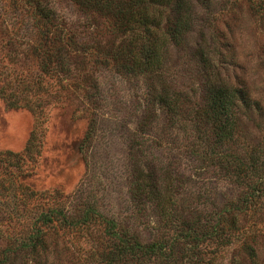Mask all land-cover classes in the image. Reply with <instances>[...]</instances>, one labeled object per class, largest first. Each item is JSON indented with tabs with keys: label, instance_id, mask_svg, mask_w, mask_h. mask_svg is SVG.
I'll list each match as a JSON object with an SVG mask.
<instances>
[{
	"label": "rangeland",
	"instance_id": "obj_1",
	"mask_svg": "<svg viewBox=\"0 0 264 264\" xmlns=\"http://www.w3.org/2000/svg\"><path fill=\"white\" fill-rule=\"evenodd\" d=\"M43 1L56 13L52 29L64 33L58 47L68 49L70 36L80 48L69 54L63 68L53 65L65 71L53 67L59 78L50 77L39 111L20 97L21 106L9 108L0 97V153L19 156L23 170L16 182L27 188L26 197L17 193L12 206H0V261L26 237L32 220L56 203L75 213L93 204L120 229L151 239L160 212L155 203L138 200L133 190L135 173L144 169L160 168L184 184L177 189L180 207L175 214L186 220L195 216L192 204L197 194L192 192L200 187L217 203L242 195L244 186L219 175L220 170L216 174L209 163L197 161L203 147L196 137L194 146L190 119L208 101L209 76L220 74L252 99V117L245 114L242 121L249 141L264 139L260 110L264 112V0L190 1L192 28L187 43L178 48L171 39L164 60L162 77L182 100L175 118L147 99L150 88L162 89L161 78L156 83L150 76L122 73L130 60L117 62L115 55L131 37L114 30L112 17L88 15L73 0ZM34 14L28 0H0V91L19 73L31 77L42 72V62L35 56L41 38ZM202 48L211 53L206 63ZM34 138L37 146L32 150ZM243 143L236 144L233 153L244 155ZM262 213L263 221L256 222L264 230ZM254 222L245 219L242 225ZM51 232L39 257L13 252L5 264H98L90 256L101 248L89 241L91 237ZM91 232L108 238L106 225L97 224ZM259 234L256 263L238 244L209 254L208 264H264V231Z\"/></svg>",
	"mask_w": 264,
	"mask_h": 264
},
{
	"label": "trees",
	"instance_id": "obj_2",
	"mask_svg": "<svg viewBox=\"0 0 264 264\" xmlns=\"http://www.w3.org/2000/svg\"><path fill=\"white\" fill-rule=\"evenodd\" d=\"M73 1L81 5V9L88 15L104 14L112 17L114 30L131 37L125 49L118 56L115 55L117 62H127L126 57L130 60L129 66H122V73L150 76L156 83L161 78L162 89L159 90L158 85L150 88V98L147 99L157 109L174 115L173 118L178 116L182 105L181 95L176 94L162 76L169 41L173 39L171 42L178 48H184L187 43L186 36L192 28L191 0ZM28 2L36 11L33 15L34 24L39 26L37 30L41 42L35 56L42 62V72L31 77L19 73L21 77L16 76L14 82L8 80L4 83L0 97L9 108H19L21 105L17 98L20 97L19 100L27 106L31 104L33 111H39L44 106V96L48 94L46 91L50 77L53 75L58 79L59 73L56 71H65L53 65L56 63L57 67L63 68L71 53L75 49L79 50L80 45L69 36V48H59L57 44L63 43L64 33L57 28L52 29L56 27V13L43 0ZM165 13L167 21L164 23ZM123 55L125 57L122 58ZM201 55L207 56L206 63L211 53L202 48ZM53 67L56 71H53ZM209 80L208 101L190 119L195 128L192 129L195 134L194 146L196 137L198 145L203 147L200 151L201 159L197 161L209 163L216 174L220 170L219 175L244 186L238 199L217 203L211 194L203 193L202 187L198 188L197 193L188 190V194H197L193 196V202L197 205L192 204L196 210L194 218L186 220L175 214L180 207L175 198H178L177 189H182L184 184L181 185L179 179H173L170 173L160 168L144 169V172L135 173L133 190L138 200L155 203V209L160 212L151 239L145 240L127 229H120L117 221L105 219L93 204H86L79 213H75L56 203L53 208L49 207L32 220L26 237L16 248L4 254L0 264H5L13 252H30L39 257L46 248L51 231L91 237L89 241H96L101 248L100 252L96 251L91 254L94 256H90L97 258L98 264H208L209 254H217L221 248H231L238 244L256 263V238L264 231L256 222L263 221L261 216L264 211V139L252 143L248 133L242 130L245 114L252 117L249 93L234 87L220 74L217 76L214 73V76H209ZM260 110L261 116H264L261 107ZM241 140H244L243 145L247 148L244 155L232 151ZM36 141L34 138L29 149H36ZM22 170L18 155L0 153L2 209L4 206H12L10 202L17 199V193L26 197L27 188L16 182ZM17 206L15 203L14 208L17 209ZM245 219H253L255 222L251 226L242 225ZM97 224L106 225L108 238L92 236L91 231Z\"/></svg>",
	"mask_w": 264,
	"mask_h": 264
}]
</instances>
